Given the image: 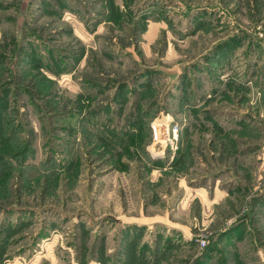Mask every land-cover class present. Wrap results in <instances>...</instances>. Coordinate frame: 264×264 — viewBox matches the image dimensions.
Wrapping results in <instances>:
<instances>
[{
    "label": "rangeland",
    "instance_id": "rangeland-1",
    "mask_svg": "<svg viewBox=\"0 0 264 264\" xmlns=\"http://www.w3.org/2000/svg\"><path fill=\"white\" fill-rule=\"evenodd\" d=\"M263 44L264 0H0V264H264Z\"/></svg>",
    "mask_w": 264,
    "mask_h": 264
},
{
    "label": "crops",
    "instance_id": "crops-1",
    "mask_svg": "<svg viewBox=\"0 0 264 264\" xmlns=\"http://www.w3.org/2000/svg\"><path fill=\"white\" fill-rule=\"evenodd\" d=\"M263 46H264V44H263ZM263 48H264V47H263ZM263 48H262V49H263ZM260 49H261V47H260ZM262 52H263V55H264V51H263V50H262ZM230 57H231V56H230ZM231 58H232V57H231ZM263 70H264V69H262V70L258 71V72H259V76L257 77V79H258L259 77L261 78V76H263V74H262V73H260V72H261V71H263ZM260 74H262V75H260ZM259 82H260V81L258 80V81H257V83H256V85H257ZM257 86H259V85H257ZM258 88H259L260 90H262V89H261V88H262V86H259ZM241 89H242V88H241ZM242 90H244V91H247V92H248V91H250V90H249V89H247V88H246V89H244V88H243Z\"/></svg>",
    "mask_w": 264,
    "mask_h": 264
},
{
    "label": "built area",
    "instance_id": "built-area-1",
    "mask_svg": "<svg viewBox=\"0 0 264 264\" xmlns=\"http://www.w3.org/2000/svg\"><path fill=\"white\" fill-rule=\"evenodd\" d=\"M179 130H178V127H176V128H173V135H174V137H175V132H178Z\"/></svg>",
    "mask_w": 264,
    "mask_h": 264
}]
</instances>
